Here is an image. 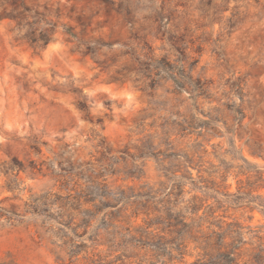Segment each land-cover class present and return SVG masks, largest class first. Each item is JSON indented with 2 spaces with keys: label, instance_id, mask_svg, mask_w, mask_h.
<instances>
[{
  "label": "rangeland",
  "instance_id": "374dc122",
  "mask_svg": "<svg viewBox=\"0 0 264 264\" xmlns=\"http://www.w3.org/2000/svg\"><path fill=\"white\" fill-rule=\"evenodd\" d=\"M174 154L208 189L173 212L204 197L264 237L225 202H264V0H0V264H162L107 232H154Z\"/></svg>",
  "mask_w": 264,
  "mask_h": 264
},
{
  "label": "trees",
  "instance_id": "16d2710c",
  "mask_svg": "<svg viewBox=\"0 0 264 264\" xmlns=\"http://www.w3.org/2000/svg\"><path fill=\"white\" fill-rule=\"evenodd\" d=\"M203 93V90H200L199 94L195 96L196 99ZM202 125H205V123ZM175 126V135L179 139L191 138L197 128L192 119L191 121L183 120L180 123H176ZM249 153L253 157H260L254 150L250 149ZM182 157L183 160L180 161ZM172 158L176 160L174 168L165 170L166 173L172 175L169 180L171 188L167 193L163 192L164 196L161 199H156L155 196H147L144 204L146 211L144 214L146 216L149 215L148 211L158 213V216L149 222H145L146 229L153 228L154 232L147 233L143 230L132 232L129 229H125L122 232H107L111 236L106 242L107 251L110 254L122 252L116 258V261H121L122 259L129 261L132 257H126L123 254V250L128 247L145 249L155 260L166 259L162 264H172L175 260L174 252L180 256L179 262L183 263L184 252L191 244L193 245V250L197 252V259L190 264H264V237L259 235L262 232V228L246 227L237 220L226 221L223 216L218 218L215 215L216 210L206 205L207 200L204 197L192 196L188 200L181 202L183 203L181 211H172L171 205H177L180 197L185 194L184 188L187 181L191 183V190L198 189L204 192L208 189L197 187V184L192 182L193 180L189 177V174L187 175L186 168L192 163L189 155L180 156L179 154H174ZM177 174H180V176H177ZM246 197L249 200L241 202V197L227 195L228 201L225 202L235 203L236 205L238 203H246L250 212L259 210L264 216V202L251 197V192H248ZM150 200L161 204L163 210L151 208L149 206ZM251 204L254 206L249 207ZM218 205L221 204L218 203ZM103 221L108 229L109 226L105 219ZM203 227L205 228L204 230ZM245 234L249 235V242L243 240ZM95 236L97 237V235Z\"/></svg>",
  "mask_w": 264,
  "mask_h": 264
}]
</instances>
